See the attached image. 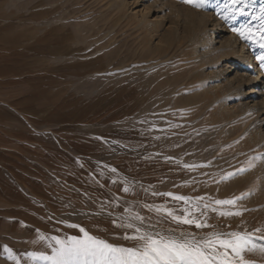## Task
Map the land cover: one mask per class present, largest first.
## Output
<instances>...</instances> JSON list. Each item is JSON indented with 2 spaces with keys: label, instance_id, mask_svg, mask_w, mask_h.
<instances>
[{
  "label": "rangeland",
  "instance_id": "374dc122",
  "mask_svg": "<svg viewBox=\"0 0 264 264\" xmlns=\"http://www.w3.org/2000/svg\"><path fill=\"white\" fill-rule=\"evenodd\" d=\"M246 3L249 15L233 19L224 0H0V264H50L39 255H53L52 238L80 229L136 250L141 236L240 233L254 245L245 260L264 264V146L253 133L264 112L249 111L263 104L264 49L233 31L258 30L264 0ZM197 10L209 31L218 24L217 47L232 37L251 51L257 85L246 56L198 39ZM216 69L228 79L210 78ZM228 81L244 90L226 97Z\"/></svg>",
  "mask_w": 264,
  "mask_h": 264
},
{
  "label": "snow or ice",
  "instance_id": "6c2138e0",
  "mask_svg": "<svg viewBox=\"0 0 264 264\" xmlns=\"http://www.w3.org/2000/svg\"><path fill=\"white\" fill-rule=\"evenodd\" d=\"M184 3L191 4L194 7H206L210 0H183ZM223 7L228 13L249 15L244 11L247 7L246 0H224ZM260 27L258 30L247 26L233 28L243 39L254 41L261 49H264V7L260 9ZM224 19L229 16L225 15ZM255 19V17H253ZM264 67V51L257 56ZM128 191L127 188L124 189ZM184 200V197H176ZM219 205L234 204L233 200H218ZM228 214L231 213H222ZM239 215V213H237ZM184 223H196L197 227H203L204 224L186 217H177ZM83 238L70 237L67 241L53 237L58 247L53 248V255L47 256L40 254L39 258L49 261L50 264H249L243 256L244 251H252L254 245L247 235L240 233L228 234L230 238L222 239L221 234H213L202 243H193L190 240L177 242L175 240H155L151 236H141L144 240L142 250L126 249L116 247L108 242L89 235L84 229ZM139 231V229H137ZM264 252V248L261 249ZM34 257L36 253H32Z\"/></svg>",
  "mask_w": 264,
  "mask_h": 264
},
{
  "label": "bare ground",
  "instance_id": "6f19581e",
  "mask_svg": "<svg viewBox=\"0 0 264 264\" xmlns=\"http://www.w3.org/2000/svg\"><path fill=\"white\" fill-rule=\"evenodd\" d=\"M195 16L197 17V19H198V30L197 31H195V35L196 34H198V35H200V38H198V39H200L202 42H203V44H207V47L209 48V51L210 52H214V51H216V50H218V51H220V50H225L226 52H228L229 53V51H231V53H232V55L235 57V58H239V60H243V59H241V57H244V56H246V59H248V60H246V61H248V62H245V60H244V64L247 66V67H251V68H253L254 69V78H252V79H250V82H251V84H253V83H255L254 85H257L258 84V82L260 81V79H262V71L260 70V68L258 67V66H256V61H255V59H253V55H252V53H251V51H248L247 50V48H245V46L244 45H240V46H238L237 44L238 43H236V41L234 40V38H232V37H230V38H224V41H222L220 44V46H216V42L214 41V37H215V35L217 36V34H219V32H218V29H216V28H214V27H217L218 26V24H215L214 26H213V29L212 30H208V29H210L209 27H208V22H209V15H207V14H205L204 12L202 13L201 11H198L197 10V12L195 11ZM194 16V17H195ZM179 18V17H178ZM180 21V20H179ZM197 21V20H196ZM218 22V21H217ZM173 24V23H172ZM189 24V23H188ZM194 24V23H193ZM192 24V25H193ZM156 26H157V24H155ZM175 25H177V24H175ZM174 26V25H173ZM194 26V27H193ZM192 27L195 29L196 27H197V25H193ZM190 27V26H189ZM149 28V27H148ZM151 28H153V25L151 26ZM192 28V29H193ZM179 29V28H178ZM202 30V31H201ZM201 31V32H200ZM175 32H177V29L175 30ZM173 33V32H172ZM194 34V33H193ZM177 35H178V33H177ZM222 39V38H221ZM202 42L200 43V44H202ZM237 45V46H236ZM235 46H236V48H235ZM224 47V48H223ZM224 56V55H223ZM232 56V57H233ZM227 57H228V55H227ZM229 57H231V56H229ZM215 59V58H214ZM150 69V66H147V67H145L144 68V71L143 72H145V71H148ZM206 69V68H205ZM222 69V68H221ZM217 71L215 72V75H214V77H210V78H214V79H220L221 77H223V78H225V79H228V76H227V74H226V70H219V69H216ZM253 72V71H252ZM234 73V72H233ZM229 74V73H228ZM237 74V73H236ZM236 80H232V82H236V81H238L239 83H241V78H240V76L237 74L236 75ZM231 81H228V85H227V89L226 90H228V94H227V96L226 97H229L230 95H232V94H234L235 92H238L239 93V91H242V90H244V85H242L241 87H239V88H235L234 86H233V83H232ZM240 86V85H239ZM257 87V86H256ZM259 87H257V89H258ZM257 91V90H256ZM258 92V91H257ZM259 93V92H258ZM261 94H262V97H263V100H262V107H259V109H256V110H249L250 112H255V113H257V117H256V120H258V117L260 116L259 115V113L260 112H264V95H263V92L261 91ZM241 95V94H240ZM247 108V110H248V107H246ZM250 108V107H249ZM254 121L253 122V124H256L257 123V121ZM259 127V126H258ZM261 128V127H260ZM255 131L253 132L254 133V138H256V137H258V136H261V140H260V142H261V144H262V146H264V132L262 133L260 130H259V128H257L256 127V129H254ZM256 141V140H255ZM251 177H252V180H253V185H254V187H253V189L255 190V189H257V187H256V183H255V178H254V173L253 174H251ZM257 179V178H256ZM256 192H254V194H255ZM257 197V196H256ZM256 201V200H255ZM257 202V201H256ZM259 203H260V201H259ZM262 203V202H261ZM258 204V203H257ZM256 207H258V206H256ZM248 218V217H247ZM254 219V218H253ZM252 219V220H253ZM243 220V219H242ZM221 221H223V220H221ZM221 221L219 222V221H214L215 223H221ZM262 221L263 220H261L260 221V219H255L254 220V223H253V225H252V227L251 228H255V230H256V228L258 227V226H260V224L262 223ZM207 222V221H206ZM246 222V221H245ZM209 223V222H208ZM224 223H225V221H224ZM227 223V222H226ZM234 223V222H233ZM204 224V223H203ZM223 223H221L220 225L221 226H224V224L222 225ZM238 223H235V224H233V226H236ZM242 224H244V223H242ZM208 225V224H207ZM247 225H249L248 223H247ZM262 225V224H261ZM232 226V227H233ZM240 225H238L237 227H239ZM242 226H244V225H242ZM209 227V226H208ZM217 227V226H216ZM218 228V227H217ZM259 228V227H258ZM208 229V228H207ZM234 229H235V227H234ZM238 229V228H237ZM219 230V229H218ZM227 230V229H226ZM225 229H220V232H225L226 231ZM232 230V229H231ZM250 230H252V229H250ZM205 231H208V230H205ZM261 231H263V230H261ZM216 232V231H215ZM41 234V233H40ZM260 259V258H259Z\"/></svg>",
  "mask_w": 264,
  "mask_h": 264
}]
</instances>
